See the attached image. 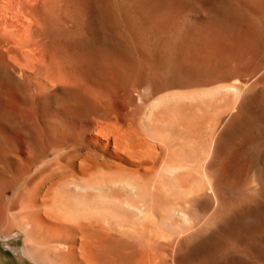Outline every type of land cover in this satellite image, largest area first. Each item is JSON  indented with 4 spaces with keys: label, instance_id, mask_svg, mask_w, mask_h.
Wrapping results in <instances>:
<instances>
[{
    "label": "bare ground",
    "instance_id": "6f19581e",
    "mask_svg": "<svg viewBox=\"0 0 264 264\" xmlns=\"http://www.w3.org/2000/svg\"><path fill=\"white\" fill-rule=\"evenodd\" d=\"M20 236L21 264H264V0H0Z\"/></svg>",
    "mask_w": 264,
    "mask_h": 264
},
{
    "label": "rangeland",
    "instance_id": "374dc122",
    "mask_svg": "<svg viewBox=\"0 0 264 264\" xmlns=\"http://www.w3.org/2000/svg\"><path fill=\"white\" fill-rule=\"evenodd\" d=\"M12 241L13 244L11 246L15 249L14 252H10L9 246L6 247V245L3 244L5 241L0 239V264H21L20 259L17 258L15 253L21 249L23 245V238L20 236Z\"/></svg>",
    "mask_w": 264,
    "mask_h": 264
}]
</instances>
